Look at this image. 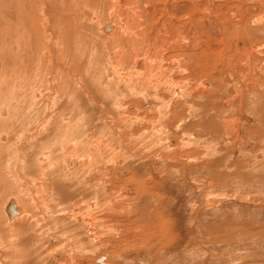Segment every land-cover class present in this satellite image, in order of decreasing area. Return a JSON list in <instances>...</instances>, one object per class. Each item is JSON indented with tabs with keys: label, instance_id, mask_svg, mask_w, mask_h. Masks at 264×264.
<instances>
[{
	"label": "rangeland",
	"instance_id": "374dc122",
	"mask_svg": "<svg viewBox=\"0 0 264 264\" xmlns=\"http://www.w3.org/2000/svg\"><path fill=\"white\" fill-rule=\"evenodd\" d=\"M140 1L0 0V264H264V0Z\"/></svg>",
	"mask_w": 264,
	"mask_h": 264
},
{
	"label": "bare ground",
	"instance_id": "6f19581e",
	"mask_svg": "<svg viewBox=\"0 0 264 264\" xmlns=\"http://www.w3.org/2000/svg\"><path fill=\"white\" fill-rule=\"evenodd\" d=\"M11 1V0H10ZM112 1H115L116 2V0H112ZM139 1V3L141 2L140 0H124V2L122 1V0H117V5H112L113 6V9L114 8H116L118 11L116 12V13H122L123 14V10H125V9H127V8H129V7H131L133 4L135 5V3H137ZM207 1V3L209 2L208 0H206ZM205 1V2H206ZM32 2V1H31ZM79 2V1H78ZM145 2H147V1H145ZM143 3V2H142ZM142 3L141 4H138L139 6L140 5H142ZM204 3V2H203ZM15 4V3H14ZM111 4V3H110ZM118 4H120V5H118ZM209 4V3H208ZM26 5H27V3H26ZM86 6V5H85ZM117 6H120L119 8L117 7ZM123 6V8H121ZM137 7V8H141V7ZM144 6V5H143ZM33 7V6H32ZM80 7V6H79ZM110 7V6H109ZM112 8V7H111ZM110 8V9H111ZM147 8H148V6H147ZM26 9V8H25ZM31 9V8H30ZM75 9V8H74ZM29 10V9H28ZM109 10V9H108ZM133 10V9H132ZM140 10V9H139ZM110 11V10H109ZM109 11H108V13H109ZM134 11V10H133ZM150 11V10H149ZM149 11L147 12V11H145L144 10V8H143V16L145 15L146 17H148V13H149ZM152 11V10H151ZM111 12V11H110ZM114 12H115V9H114ZM113 12V13H114ZM128 12V11H127ZM126 12V13H127ZM137 12V11H136ZM24 13H25V16L24 17H26V11L24 10ZM32 13V12H31ZM30 13V14H31ZM112 13V14H113ZM115 13V14H116ZM133 13V12H132ZM138 13V12H137ZM34 14H35V11H34ZM94 14V13H93ZM109 14H111V13H109ZM129 14V13H128ZM8 15V14H7ZM117 15V14H116ZM115 15V16H116ZM120 15V14H119ZM125 15V14H124ZM139 15H140V13H139ZM152 15V14H151ZM32 16V20H29L28 19V17H27V19L25 18V20L27 21V20H29V22H32V25H33V28H34V24H33V21H35L36 19V17H34V15L32 14L31 15ZM36 16V15H35ZM82 16H83V14H82ZM81 16V17H82ZM111 16V15H110ZM109 16V17H110ZM131 16V15H130ZM136 16V15H135ZM140 16H142V15H140ZM144 16V17H145ZM150 16V15H149ZM24 17L22 18V21L21 22H23V20H24ZM51 17V16H50ZM114 17V16H113ZM121 17V16H120ZM74 18V17H73ZM122 18V17H121ZM136 18H138V16L136 17ZM143 18V17H142ZM141 18V19H142ZM62 19V18H61ZM67 19H69V18H67ZM114 19H116V20H118V18H114ZM125 19H127V18H125ZM134 19V18H133ZM147 19V18H146ZM24 20V21H25ZM65 20V19H64ZM129 20V19H128ZM132 20V19H131ZM135 21L137 20V19H134ZM139 20V19H138ZM149 20V19H148ZM38 21V20H37ZM47 21V20H46ZM62 21V20H61ZM70 21V20H69ZM80 21V20H79ZM118 21H120V20H118ZM117 21V22H118ZM124 21V20H123ZM142 21V20H141ZM1 22V21H0ZM121 22V21H120ZM127 22V21H126ZM132 22V21H131ZM143 22V21H142ZM144 22H145V20H144ZM9 23V22H8ZM25 23V22H24ZM27 23V22H26ZM36 23V22H35ZM70 23H71V21H70ZM115 23V22H114ZM123 23V22H122ZM28 24V25H27ZM27 24H25V25H27V26H29V23H27ZM38 24H39V22H38ZM37 24V25H38ZM69 24V23H68ZM126 24V23H125ZM124 24V25H125ZM128 24H129V22H128ZM126 25L125 27L124 26H122V25H118V23H117V27L115 28L114 26L115 25H113V24H109L108 26H103L102 27V30L105 32V33H112V31L113 30H116L117 29V31L116 32H114L115 33V35L112 37V39H115V41L113 40L112 42H110L111 43V47H109L108 45V47L111 49V50H113V52H114V50H115V48L117 49V48H122V47H126L125 45L128 43V42H130L131 40V38H133V36H137V37H144V36H146V38H147V42L149 43V42H151V40H153L150 36L149 37H147L148 35H146L144 32H146V30H144V28L142 29V32L140 33V32H138V33H134L133 32V29H131L132 27L130 26V25ZM134 23L132 22V25H133ZM136 24H137V22H136ZM139 24H141V23H139ZM147 24V23H146ZM145 24V25H146ZM21 25H23V24H21ZM36 25V26H37ZM135 25V24H134ZM133 25V26H134ZM143 25V24H142ZM142 25H139V26H141V28H142ZM24 26V25H23ZM26 26V27H27ZM68 26V25H67ZM139 26H138V24H137V26L136 27H138L137 29H139ZM155 27V26H154ZM40 28V27H39ZM140 28V29H141ZM25 29H27V28H25ZM134 29H136V28H134ZM162 29V28H161ZM160 29V30H161ZM40 30V29H39ZM39 30H37V31H39ZM76 30V29H75ZM159 30V29H158ZM163 30V29H162ZM32 31H34L33 29H32ZM31 31V32H32ZM157 31V30H156ZM194 31V30H193ZM30 32V33H31ZM42 32V31H41ZM52 32H53V30H52ZM79 32V31H78ZM158 32V31H157ZM157 32H155L156 34L154 35V39L156 40V38H157V40H158V33ZM62 33V32H61ZM80 33V32H79ZM82 33V32H81ZM114 33H112V35L114 34ZM40 34V33H39ZM38 34V35H39ZM160 34H161V32H160ZM159 34V35H160ZM9 35V34H8ZM30 36L32 35V34H29ZM29 35H27L28 37H30ZM33 35H35V33L33 34ZM32 35V36H33ZM133 35V36H132ZM31 36V37H32ZM42 36V35H41ZM165 37V36H164ZM192 37V36H191ZM34 38H36L35 36H34ZM134 39V38H133ZM142 39H144V38H141V40ZM190 39V38H189ZM28 40H29V38H28ZM137 40V39H136ZM146 41V40H145ZM154 41V40H153ZM160 41V40H159ZM36 42H38V41H36ZM35 42V43H36ZM137 42V41H136ZM158 42V41H157ZM156 42V43H157ZM162 42V41H161ZM106 43V42H105ZM108 43V42H107ZM110 43H108V44H110ZM131 43V42H130ZM130 43H128V44H130ZM156 43H153L154 45H156ZM159 43V42H158ZM157 43V45H160V44H158ZM128 44H127V46H128ZM132 44V43H131ZM137 44V43H136ZM139 44H141L140 42H139ZM152 45V44H151ZM28 46V45H27ZM136 46V45H135ZM144 46H145V43H144ZM32 47V46H31ZM33 47H35V46H33ZM134 47V46H133ZM140 47V46H139ZM139 47H136V51H137V48H139ZM142 47H143V44H142ZM93 48V47H92ZM125 49V48H124ZM128 49H129V47H128ZM44 50V49H43ZM119 50H121V49H119ZM126 50V49H125ZM139 50V49H138ZM124 50H122L121 52H123ZM127 51H130V49L129 50H127ZM150 51V50H149ZM158 51V50H157ZM118 52H120V51H118ZM118 52L117 53H115V56H117V54H118ZM126 52V51H125ZM138 52H140V51H138ZM128 53H130V52H128ZM49 54V53H48ZM125 54V53H124ZM134 54V53H133ZM137 54V53H136ZM144 55H146V54H144ZM149 55V54H148ZM133 56V55H132ZM137 56V55H136ZM147 56V55H146ZM103 57V56H102ZM105 57H107V56H105ZM43 58V57H42ZM97 58V57H96ZM100 58V57H99ZM111 58V57H110ZM114 58V57H113ZM117 58V57H116ZM116 58H115V60H116ZM126 58V57H125ZM128 58H130V57H128ZM124 59V58H123ZM123 61V60H122ZM39 62V61H38ZM102 62V61H101ZM103 62H105V61H103ZM123 63H124V61H123ZM139 63H141V61L139 62ZM147 63V62H146ZM122 64V63H121ZM127 64V63H126ZM122 66V65H121ZM130 66V65H129ZM101 67V66H100ZM123 69V68H122ZM146 69V68H145ZM94 78H96V77H94ZM111 78V77H110ZM113 78V77H112ZM83 80V79H82ZM95 81V80H94ZM143 81V80H142ZM81 82V81H80ZM79 82V83H80ZM146 84H147V82H146ZM79 86V85H78ZM84 86V85H83ZM89 87H90V85H89ZM106 88V87H105ZM97 90V89H96ZM105 90V89H104ZM94 93V92H93ZM56 94V93H55ZM107 94V93H106ZM139 95V94H138ZM94 98V97H93ZM102 98V97H101ZM111 108V107H110ZM81 112V111H80ZM27 113V112H26ZM46 113V112H45ZM27 115V114H26ZM65 115V114H64ZM74 115V114H73ZM76 116V115H75ZM27 117V116H26ZM20 118V117H19ZM29 119V118H28ZM88 119V118H87ZM45 120H48V119H45ZM89 120V119H88ZM5 121V120H4ZM93 121V120H92ZM112 122V121H111ZM41 123V122H40ZM113 123V122H112ZM71 125H69V127H70ZM61 128V127H60ZM41 129V128H40ZM1 130V129H0ZM38 131V130H37ZM99 137V136H98ZM1 138V137H0ZM62 138V137H61ZM103 138V137H102ZM59 140V139H58ZM64 146V145H63ZM77 146V145H76ZM88 149V148H87ZM63 150H66V149H63ZM79 150V149H78ZM91 150V149H90ZM2 151V150H1ZM72 152V151H71ZM90 152V151H89ZM78 154H79V151H78ZM64 156H65V154H64ZM82 158V157H81ZM85 158V157H84ZM15 168V167H14ZM39 172V171H38ZM37 172V173H38ZM43 179V178H42ZM59 182V181H58ZM74 191V190H73ZM79 191V190H78ZM65 194H67L66 192H64V195ZM14 202V204H15V206H16V211H17V215L15 216V217H13L12 219L9 217V215H8V212H7V209H8V206L10 205V203L11 202ZM5 209V214H7L8 216L7 217H9L11 220H14V219H16V218H19L20 216H21V213L19 212V207H18V202L16 201V200H14V199H12V200H10V201H8V203H7V205H6V207L4 208ZM2 212V211H1ZM22 217V216H21ZM148 222V221H147ZM158 222V221H157ZM160 222V221H159ZM16 225V224H15ZM23 225V224H22ZM156 226V225H155ZM13 230V229H12ZM16 230V229H15ZM78 237V236H77ZM103 264H104V261H103Z\"/></svg>",
	"mask_w": 264,
	"mask_h": 264
},
{
	"label": "water",
	"instance_id": "95a60500",
	"mask_svg": "<svg viewBox=\"0 0 264 264\" xmlns=\"http://www.w3.org/2000/svg\"><path fill=\"white\" fill-rule=\"evenodd\" d=\"M7 212L11 219L17 215L16 206L13 201L8 206ZM103 261H104V258H100L99 260H97L99 264H103Z\"/></svg>",
	"mask_w": 264,
	"mask_h": 264
}]
</instances>
